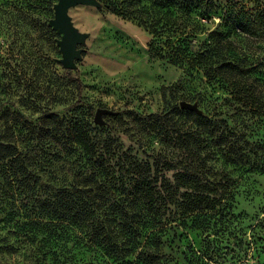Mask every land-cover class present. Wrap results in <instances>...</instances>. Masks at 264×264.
I'll use <instances>...</instances> for the list:
<instances>
[{"label": "rangeland", "instance_id": "374dc122", "mask_svg": "<svg viewBox=\"0 0 264 264\" xmlns=\"http://www.w3.org/2000/svg\"><path fill=\"white\" fill-rule=\"evenodd\" d=\"M56 2L0 0V77L11 84L0 93V115L8 108L28 120L20 145L47 152L61 141L47 115L72 124L83 119L100 145L149 163L158 159L161 193L175 195L155 223L171 264H264V29L252 32L246 20L243 27L226 26L219 13L198 21L197 32L187 36L191 47L205 51L207 63L231 61L208 78L204 66L173 63L150 49L153 39L158 47L175 40L179 29L154 38L100 0L80 3L68 14L87 36L78 45L81 58L69 69L57 60L61 34L49 24ZM220 2L235 12L264 6V0ZM184 20L189 29L191 19ZM220 31L222 36H210ZM181 101L194 103L195 114L183 111ZM98 108L106 109L100 122L94 121ZM179 173L190 186H178ZM185 192L219 201L189 209ZM9 206L0 203V264H44L32 244L18 242L29 238L20 240L15 224L1 220ZM36 241L79 240L42 234Z\"/></svg>", "mask_w": 264, "mask_h": 264}, {"label": "trees", "instance_id": "16d2710c", "mask_svg": "<svg viewBox=\"0 0 264 264\" xmlns=\"http://www.w3.org/2000/svg\"><path fill=\"white\" fill-rule=\"evenodd\" d=\"M100 1L113 13L146 26L154 38L179 29L175 40H165L158 47L153 39L150 49L173 63L204 66L208 78H215L217 73L212 75L211 71L228 66L231 61L207 63L205 51L191 47L187 36L197 32L198 21L219 13L226 26L243 27L242 20H246L248 30L264 29V6L260 4L235 12L229 2L225 5L220 0ZM153 8L159 11L154 12ZM185 18L191 19L189 29L184 27ZM213 33L210 36H222L221 31ZM230 70L238 73L236 67L231 66ZM5 86L11 88L0 77V93ZM6 109L0 115V125L4 127L3 131L0 128V196H4L0 203L10 206L1 220L15 224L20 240L29 238L30 241L18 242L32 244L29 249L35 251L36 259L44 264H171L165 241H158L160 233L155 223L161 217L163 203L174 200L175 195L173 191L161 193L156 177L158 159L149 163L131 153L118 154L97 143L89 123L83 119L72 124L52 115L46 117L61 131L57 138L61 141L56 146L46 152L20 145L27 139L23 129L30 130L25 126L28 120L21 121L17 112ZM183 111L195 114L193 109ZM164 164L171 168L169 162ZM69 179V185H62ZM178 186H190L189 179L181 173ZM187 194L189 209L215 207L219 201L203 193ZM42 234L79 241H36ZM80 248L84 252H74ZM49 259L51 263L47 262Z\"/></svg>", "mask_w": 264, "mask_h": 264}, {"label": "water", "instance_id": "95a60500", "mask_svg": "<svg viewBox=\"0 0 264 264\" xmlns=\"http://www.w3.org/2000/svg\"><path fill=\"white\" fill-rule=\"evenodd\" d=\"M92 4L98 5V0H57L53 5L54 16L49 20V24L61 34L60 38L56 39L59 46L61 57L57 58L58 62L63 67L73 69L76 66V60L81 58L82 47H78L83 43L87 33L80 31L72 22L68 14L69 7L76 4ZM180 106L188 109H196L194 103L181 101ZM106 109L98 108L94 115V121L100 122V114Z\"/></svg>", "mask_w": 264, "mask_h": 264}]
</instances>
